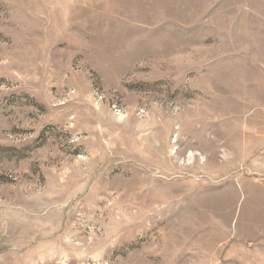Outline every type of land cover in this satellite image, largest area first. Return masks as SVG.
Segmentation results:
<instances>
[{
	"label": "rangeland",
	"instance_id": "374dc122",
	"mask_svg": "<svg viewBox=\"0 0 264 264\" xmlns=\"http://www.w3.org/2000/svg\"><path fill=\"white\" fill-rule=\"evenodd\" d=\"M263 196L264 0H0V264H264Z\"/></svg>",
	"mask_w": 264,
	"mask_h": 264
},
{
	"label": "crops",
	"instance_id": "0c3cea01",
	"mask_svg": "<svg viewBox=\"0 0 264 264\" xmlns=\"http://www.w3.org/2000/svg\"><path fill=\"white\" fill-rule=\"evenodd\" d=\"M263 239H264V196H263Z\"/></svg>",
	"mask_w": 264,
	"mask_h": 264
},
{
	"label": "bare ground",
	"instance_id": "6f19581e",
	"mask_svg": "<svg viewBox=\"0 0 264 264\" xmlns=\"http://www.w3.org/2000/svg\"><path fill=\"white\" fill-rule=\"evenodd\" d=\"M229 195H231V194H229ZM232 196H233V193H232ZM229 198H230V196H229Z\"/></svg>",
	"mask_w": 264,
	"mask_h": 264
}]
</instances>
